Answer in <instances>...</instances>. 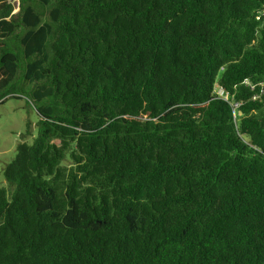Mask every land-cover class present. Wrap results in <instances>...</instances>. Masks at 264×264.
<instances>
[{
  "label": "trees",
  "instance_id": "trees-1",
  "mask_svg": "<svg viewBox=\"0 0 264 264\" xmlns=\"http://www.w3.org/2000/svg\"><path fill=\"white\" fill-rule=\"evenodd\" d=\"M19 1L0 264H264V0Z\"/></svg>",
  "mask_w": 264,
  "mask_h": 264
},
{
  "label": "rangeland",
  "instance_id": "rangeland-1",
  "mask_svg": "<svg viewBox=\"0 0 264 264\" xmlns=\"http://www.w3.org/2000/svg\"><path fill=\"white\" fill-rule=\"evenodd\" d=\"M19 10L16 4L14 14ZM20 77L23 78V73L19 75ZM32 87L26 85L27 89ZM38 118L35 108L25 95L22 97L9 95L0 102V187L6 186L4 169L16 156L18 145L23 142L31 144L38 136Z\"/></svg>",
  "mask_w": 264,
  "mask_h": 264
},
{
  "label": "built area",
  "instance_id": "built-area-1",
  "mask_svg": "<svg viewBox=\"0 0 264 264\" xmlns=\"http://www.w3.org/2000/svg\"><path fill=\"white\" fill-rule=\"evenodd\" d=\"M12 1V3L14 4V6H15V9H16V4H17V6L18 7H20V1L19 0H11ZM16 2V3H15ZM20 9V8H19ZM216 91L221 95V96H225L226 98H228L227 97V95H226V93L224 92V90L223 89H221V88H216ZM256 98V97H255Z\"/></svg>",
  "mask_w": 264,
  "mask_h": 264
}]
</instances>
